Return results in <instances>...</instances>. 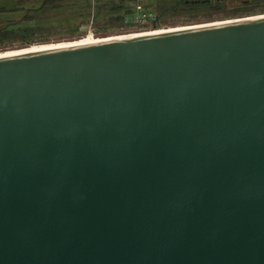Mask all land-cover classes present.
<instances>
[{
  "label": "water",
  "instance_id": "1",
  "mask_svg": "<svg viewBox=\"0 0 264 264\" xmlns=\"http://www.w3.org/2000/svg\"><path fill=\"white\" fill-rule=\"evenodd\" d=\"M0 264H264V13L1 54Z\"/></svg>",
  "mask_w": 264,
  "mask_h": 264
},
{
  "label": "trees",
  "instance_id": "2",
  "mask_svg": "<svg viewBox=\"0 0 264 264\" xmlns=\"http://www.w3.org/2000/svg\"><path fill=\"white\" fill-rule=\"evenodd\" d=\"M122 1L120 3L116 0H68V5L73 8V11L67 16H60L58 14L66 7L62 4L64 0H0V43L12 39H23L29 44L33 43L44 29L53 26V23H46L44 17L47 15L57 16V23L75 24L76 29L83 24H88L92 18L98 20L97 16L108 24L119 25L126 19L123 10L125 2ZM147 1L149 2L144 5L161 15L217 6L207 0H177L175 3H171L170 0ZM244 1L245 5H254L264 0ZM155 2L158 3V8L154 5ZM47 5L49 8H45ZM51 9H54L52 14L49 13ZM96 10L97 12L100 10L97 15L94 13Z\"/></svg>",
  "mask_w": 264,
  "mask_h": 264
},
{
  "label": "rangeland",
  "instance_id": "3",
  "mask_svg": "<svg viewBox=\"0 0 264 264\" xmlns=\"http://www.w3.org/2000/svg\"><path fill=\"white\" fill-rule=\"evenodd\" d=\"M121 1L122 0H117ZM139 0H123L125 5L123 6V10L126 16H129V12L133 7L134 3ZM142 3H147V0H140ZM154 1V0H153ZM171 3H175L177 0H170ZM213 2V4H217L216 7L205 8V9H194L192 11H185L182 13L175 14H164L160 16L157 21V25H152L151 23L138 24L133 22L131 19L127 21H123L121 24H108L103 19H100L97 16V19H93L88 24H83L82 27L76 29L75 24H68V22L57 23L58 17L54 15H47L44 17L46 23H53L52 27L49 29H44L43 33L38 35L35 38V41L31 44L28 43L27 40L23 39H12L10 41H5L0 43V51H5L9 49H18L22 47H27L28 45L33 44H42V43H51V42H59L66 40H75L81 38L91 32L97 37H106L109 35H119L124 33L131 32H143L149 30H156L160 28H169L173 26H183V25H191L196 23L214 21V20H222L228 18H236L243 17L248 15H256L264 13V1L256 3L254 5H245L244 0H207ZM68 0H64L62 4H64L65 9H63L58 15L67 16L69 13L73 11V8L68 5ZM155 2V6L157 7ZM68 5V6H67ZM45 8H49V5L45 6ZM152 8V6H151ZM158 8V7H157ZM100 11V10H99ZM98 11V12H99ZM97 10L94 13L97 15ZM49 13H54V9H51ZM59 16V17H60ZM94 20V21H93ZM79 24V23H78Z\"/></svg>",
  "mask_w": 264,
  "mask_h": 264
},
{
  "label": "bare ground",
  "instance_id": "4",
  "mask_svg": "<svg viewBox=\"0 0 264 264\" xmlns=\"http://www.w3.org/2000/svg\"><path fill=\"white\" fill-rule=\"evenodd\" d=\"M186 26V25H183ZM181 26H173V27H169V28H160V29H156V30H149V31H143V32H131V33H124L123 34H119V35H109L106 37H97L95 36L92 32L90 34H87L81 38L75 39V40H66V41H59V42H51V43H42V44H33V45H28L27 47H22L18 49H9V50H5V51H0V55L1 54H5V53H13V52H17V51H22V50H28V48L30 49H36V48H44V47H50V46H57V45H64V44H71V43H80V42H91V41H96V40H101L104 38H113V37H117V36H126V35H135V34H143L146 32H160V31H165V30H171V29H175L178 27H183Z\"/></svg>",
  "mask_w": 264,
  "mask_h": 264
},
{
  "label": "built area",
  "instance_id": "5",
  "mask_svg": "<svg viewBox=\"0 0 264 264\" xmlns=\"http://www.w3.org/2000/svg\"><path fill=\"white\" fill-rule=\"evenodd\" d=\"M128 14L129 16H126L125 21L131 19L138 24L151 23L155 26L159 18V14L155 10L147 8L140 0L134 3Z\"/></svg>",
  "mask_w": 264,
  "mask_h": 264
},
{
  "label": "flooded vegetation",
  "instance_id": "6",
  "mask_svg": "<svg viewBox=\"0 0 264 264\" xmlns=\"http://www.w3.org/2000/svg\"><path fill=\"white\" fill-rule=\"evenodd\" d=\"M117 1V0H116ZM148 8V7H147ZM131 10H132V8H131Z\"/></svg>",
  "mask_w": 264,
  "mask_h": 264
}]
</instances>
